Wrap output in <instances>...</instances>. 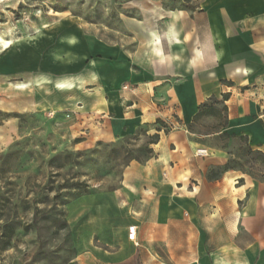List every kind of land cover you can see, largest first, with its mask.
<instances>
[{"label":"crops","instance_id":"0c3cea01","mask_svg":"<svg viewBox=\"0 0 264 264\" xmlns=\"http://www.w3.org/2000/svg\"><path fill=\"white\" fill-rule=\"evenodd\" d=\"M26 1L0 0V9ZM123 25L127 37L112 41L66 22L0 62V74L24 86L16 91L26 103L9 112L57 116L82 149L153 135L157 120L168 127L151 158L125 167L119 189L87 198L106 222L79 236L70 264H264V181L212 176L227 151L202 142L227 134L264 154V0L157 5ZM223 95L225 125L197 136L199 107Z\"/></svg>","mask_w":264,"mask_h":264},{"label":"rangeland","instance_id":"374dc122","mask_svg":"<svg viewBox=\"0 0 264 264\" xmlns=\"http://www.w3.org/2000/svg\"><path fill=\"white\" fill-rule=\"evenodd\" d=\"M198 3L27 0L17 7L9 5L0 9V38L11 44L6 49L0 45V62L8 60V52L22 45L23 39L53 37L66 22L86 34L115 41L127 37L123 22L139 20L145 8L193 9ZM0 76V112L6 115L0 125V264H70L79 236L104 228L106 222L103 213L89 211L93 205L87 198L119 189L125 167L149 158L151 135L141 129L116 142H97L82 149L76 145L79 138L71 137L68 123L57 116L9 112L26 103L21 91H16L24 86L7 75ZM207 105L216 111L221 108L214 100ZM222 123L221 116L207 113L190 130L203 135L220 129ZM202 142L227 151L226 165L212 169V176L234 170L264 181V154L246 153L245 140L221 135Z\"/></svg>","mask_w":264,"mask_h":264},{"label":"trees","instance_id":"16d2710c","mask_svg":"<svg viewBox=\"0 0 264 264\" xmlns=\"http://www.w3.org/2000/svg\"><path fill=\"white\" fill-rule=\"evenodd\" d=\"M226 99H227V95H223L221 101H217V100H215V99H210V100H209V101L214 100V104L219 105L220 107H221V105H222V107L220 108L219 111H218V110L216 111V110H214V109L211 108V107H208V105H207L208 102L205 103V104H202V105L199 107L198 113L195 115V117H194V119H193V122H195L198 118H200V117L203 116L204 114L209 113V114L217 115L218 117L221 116L222 119H223V123H222L221 127L224 126L225 123H226V118H225L226 107L223 105V103H224V101H226ZM5 117H6V115H4V114H2V113L0 112V118H1V119H0V125H1V121H2V119L5 118ZM156 124H157V126H158V129L156 130V133H155V134L151 135V138H152V142H151V144H154V143H156V142L158 141V139H159V134H158V133H159L160 129H163L164 132H166V131L168 130V127H167L162 121L157 120V121H156ZM223 135H224L225 137H229V135H227V134H223ZM233 137H234V136H233ZM240 139L246 141L245 138H242V137H241ZM148 153H149V158H151L153 152H152V150H151L150 148H149V150H148ZM246 153L262 155L259 151H253L248 145H247ZM149 158H147V159H149ZM262 158L264 159V156H263V155H262ZM225 169H226V168H225ZM225 171H226V170H225Z\"/></svg>","mask_w":264,"mask_h":264},{"label":"built area","instance_id":"2783aa9c","mask_svg":"<svg viewBox=\"0 0 264 264\" xmlns=\"http://www.w3.org/2000/svg\"><path fill=\"white\" fill-rule=\"evenodd\" d=\"M200 153H205V151H200ZM127 235H128V240L134 243L135 242V227L134 226L127 228Z\"/></svg>","mask_w":264,"mask_h":264},{"label":"bare ground","instance_id":"6f19581e","mask_svg":"<svg viewBox=\"0 0 264 264\" xmlns=\"http://www.w3.org/2000/svg\"><path fill=\"white\" fill-rule=\"evenodd\" d=\"M0 45H1L4 49H6V48H8L11 44H10V42H8V41H4V40H2V39L0 38ZM59 86H61V84H59Z\"/></svg>","mask_w":264,"mask_h":264}]
</instances>
